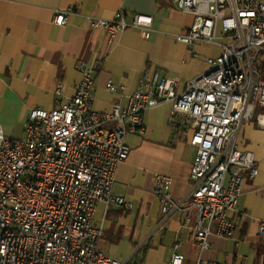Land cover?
I'll return each instance as SVG.
<instances>
[{
  "label": "built area",
  "instance_id": "built-area-1",
  "mask_svg": "<svg viewBox=\"0 0 264 264\" xmlns=\"http://www.w3.org/2000/svg\"><path fill=\"white\" fill-rule=\"evenodd\" d=\"M173 2L193 17L189 28L173 34L177 42L221 49L207 58V71L181 92L178 80L146 69L125 107L114 103L109 111L97 112L90 105L92 69L81 65L70 100L57 108L30 110L24 137L8 138L0 126V264H144L141 256L118 260L102 250V227L93 225V218L100 202L131 208L113 194L116 170L130 151L126 136L142 132L143 113L166 101L172 102V116L192 128L196 155L190 190L180 201L171 194L172 178L155 176L161 210L168 215L196 210L194 239L201 251L209 248L214 225L216 235L234 237L231 213L244 178L258 174L254 153L238 147L237 135L264 109V0ZM72 12L54 10L53 23L65 25ZM152 22L142 13L128 21L118 11L111 19H91L90 25L113 37L127 28H151ZM106 87L118 91L111 82ZM189 220L188 213L185 224ZM183 263L176 243L167 264ZM194 264L223 263L198 257Z\"/></svg>",
  "mask_w": 264,
  "mask_h": 264
},
{
  "label": "crops",
  "instance_id": "crops-1",
  "mask_svg": "<svg viewBox=\"0 0 264 264\" xmlns=\"http://www.w3.org/2000/svg\"><path fill=\"white\" fill-rule=\"evenodd\" d=\"M66 8L73 9L67 23L54 24V10ZM118 11L128 21L135 13L151 15L152 26L127 28L110 37L90 25L91 19H111ZM192 22L193 17L179 10L173 0H0L3 133L23 135L30 110L66 104L81 78V65L92 69L90 105L97 112L109 111L114 103L125 107L146 69L178 80L181 92L186 83L207 71V58L221 52L216 45L189 46L174 39L173 34L185 31ZM108 82L118 91H109ZM258 115L263 120L264 109L244 122L237 135L238 147L254 153L258 174L244 178L242 194L231 213L236 225L233 238L216 235L214 225L209 248L201 251L194 239L196 210L169 215L161 210L154 193L155 176L169 175L173 199L180 201L190 190L196 155L190 143L192 128L183 118L172 116V102L166 101L143 113L142 132L126 136L130 151L116 170L113 194L125 198L131 208L97 205L93 225L102 227L99 247L118 260L148 256L149 264L155 260L167 264L178 243L183 264H194L198 257L223 264H264V231L260 230L264 222V124L258 122ZM11 136L7 137H24ZM188 213L190 220L185 224Z\"/></svg>",
  "mask_w": 264,
  "mask_h": 264
},
{
  "label": "rangeland",
  "instance_id": "rangeland-1",
  "mask_svg": "<svg viewBox=\"0 0 264 264\" xmlns=\"http://www.w3.org/2000/svg\"><path fill=\"white\" fill-rule=\"evenodd\" d=\"M21 127H22V126H20V129H21ZM22 128H23V127H22ZM23 133H24L23 135H22L21 133H20V134H9V133H4V134L7 135L8 137H9L10 135H13L14 138H19V137H22V136L25 135L24 128H23ZM13 136H11V137H13ZM140 254H143V255H144V251H141ZM143 258H144V257H143ZM144 261H145V264H149V258H148V256H146V257L144 258ZM157 261H158V260L151 261L150 264H156Z\"/></svg>",
  "mask_w": 264,
  "mask_h": 264
}]
</instances>
